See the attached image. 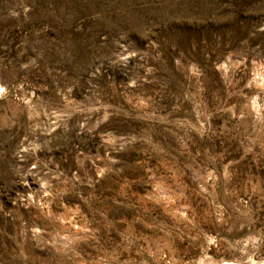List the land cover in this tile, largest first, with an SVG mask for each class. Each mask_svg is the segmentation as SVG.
I'll use <instances>...</instances> for the list:
<instances>
[{"label":"rangeland","instance_id":"1","mask_svg":"<svg viewBox=\"0 0 264 264\" xmlns=\"http://www.w3.org/2000/svg\"><path fill=\"white\" fill-rule=\"evenodd\" d=\"M0 264H264V0H0Z\"/></svg>","mask_w":264,"mask_h":264},{"label":"bare ground","instance_id":"2","mask_svg":"<svg viewBox=\"0 0 264 264\" xmlns=\"http://www.w3.org/2000/svg\"><path fill=\"white\" fill-rule=\"evenodd\" d=\"M5 88L0 83V96H2L5 93Z\"/></svg>","mask_w":264,"mask_h":264}]
</instances>
